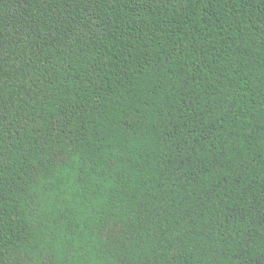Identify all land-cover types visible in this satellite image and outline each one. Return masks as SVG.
<instances>
[{"label": "trees", "instance_id": "1", "mask_svg": "<svg viewBox=\"0 0 264 264\" xmlns=\"http://www.w3.org/2000/svg\"><path fill=\"white\" fill-rule=\"evenodd\" d=\"M0 264H264V0H0Z\"/></svg>", "mask_w": 264, "mask_h": 264}]
</instances>
